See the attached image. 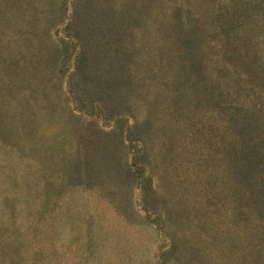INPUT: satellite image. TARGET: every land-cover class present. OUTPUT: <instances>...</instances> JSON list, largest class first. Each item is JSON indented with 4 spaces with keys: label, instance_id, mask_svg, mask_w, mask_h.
<instances>
[{
    "label": "rangeland",
    "instance_id": "obj_1",
    "mask_svg": "<svg viewBox=\"0 0 264 264\" xmlns=\"http://www.w3.org/2000/svg\"><path fill=\"white\" fill-rule=\"evenodd\" d=\"M1 58L0 264H264V0H0Z\"/></svg>",
    "mask_w": 264,
    "mask_h": 264
},
{
    "label": "trees",
    "instance_id": "obj_2",
    "mask_svg": "<svg viewBox=\"0 0 264 264\" xmlns=\"http://www.w3.org/2000/svg\"><path fill=\"white\" fill-rule=\"evenodd\" d=\"M38 13V29L36 30V39L38 40V43L36 47V54L34 53V55L36 56V74H38V77H42L47 72V65L49 64L52 54L50 50V27L46 26L43 13L40 11ZM1 62L2 58L0 59V64ZM236 121H238V117L235 115V122ZM245 124L242 123L243 131L247 130ZM236 125L238 126L240 125V123L238 122ZM249 141L250 144H246L244 151V154H246L245 171L248 179H250V176L253 174L254 170H256L255 168H261L264 163L263 155L261 156V154H258V146H254L252 143V141H254L253 138L249 139Z\"/></svg>",
    "mask_w": 264,
    "mask_h": 264
}]
</instances>
